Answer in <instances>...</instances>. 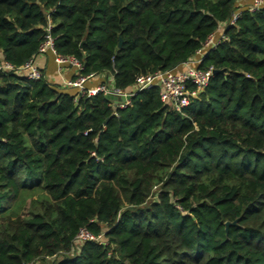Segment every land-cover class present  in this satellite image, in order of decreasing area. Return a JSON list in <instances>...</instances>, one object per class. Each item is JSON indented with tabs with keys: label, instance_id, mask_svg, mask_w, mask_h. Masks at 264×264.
Wrapping results in <instances>:
<instances>
[{
	"label": "trees",
	"instance_id": "16d2710c",
	"mask_svg": "<svg viewBox=\"0 0 264 264\" xmlns=\"http://www.w3.org/2000/svg\"><path fill=\"white\" fill-rule=\"evenodd\" d=\"M244 1L0 0L4 61L50 27L120 89L225 35L200 65L225 71L183 112L159 86L117 107L0 69V264H264V7L229 24Z\"/></svg>",
	"mask_w": 264,
	"mask_h": 264
},
{
	"label": "built area",
	"instance_id": "2783aa9c",
	"mask_svg": "<svg viewBox=\"0 0 264 264\" xmlns=\"http://www.w3.org/2000/svg\"><path fill=\"white\" fill-rule=\"evenodd\" d=\"M244 6L245 8H240L233 13L229 24H234L245 9L256 11L264 7V0H250V2ZM218 33L219 36L217 37H214L215 33L211 35L207 40L205 47L199 50L194 57L166 71L139 75L136 78L134 85L129 89H120L116 87L112 75V83L102 82L97 86L88 87L86 84L88 79L95 77L97 74L90 73L89 75H81L80 71L83 69V65L78 59L73 56L59 54L55 48L54 37L50 33V27L48 28L45 41L40 46L39 53L34 58L23 66L16 68L0 57V69L7 71L16 70L21 72L27 79L39 80L43 77V71L36 59L39 55L50 52L54 55L59 68L67 64L73 65L77 68L79 72L78 77L74 80L65 81V84L69 87L76 88L80 94L92 96L102 92L104 94H114L119 97L122 95H130L133 97L144 89L159 86L161 88V99L166 104L171 105V108L176 111L183 112L185 108L190 106L193 99L197 98L200 93L204 91L211 81L213 69H204L201 68L200 65L203 62L206 52L210 49H216L220 42L225 39L224 27L218 30ZM130 101L131 99H127L126 101L118 102L117 105H115L114 102V105L117 107H125ZM77 240L80 242L95 240L100 243H107L102 235H94L87 227H82L79 230Z\"/></svg>",
	"mask_w": 264,
	"mask_h": 264
},
{
	"label": "crops",
	"instance_id": "0c3cea01",
	"mask_svg": "<svg viewBox=\"0 0 264 264\" xmlns=\"http://www.w3.org/2000/svg\"><path fill=\"white\" fill-rule=\"evenodd\" d=\"M36 61L43 71V76L49 82L59 84L72 93L78 92L76 88L65 84V81L74 80L78 77L79 72L75 66L67 64L59 68L54 55L50 52L39 55ZM102 82L112 83L111 75L108 73L97 74L95 77L88 79L86 84L88 87H94Z\"/></svg>",
	"mask_w": 264,
	"mask_h": 264
},
{
	"label": "water",
	"instance_id": "95a60500",
	"mask_svg": "<svg viewBox=\"0 0 264 264\" xmlns=\"http://www.w3.org/2000/svg\"><path fill=\"white\" fill-rule=\"evenodd\" d=\"M122 44V39H120V45ZM225 69H213V73H218V72H224ZM106 98L110 99V100H113L115 102V105H117L118 102H121V101H126L127 99H131L132 96L130 95H127V96H116L114 94H105ZM236 222H227V226L229 227L230 225L232 224H235Z\"/></svg>",
	"mask_w": 264,
	"mask_h": 264
},
{
	"label": "rangeland",
	"instance_id": "374dc122",
	"mask_svg": "<svg viewBox=\"0 0 264 264\" xmlns=\"http://www.w3.org/2000/svg\"><path fill=\"white\" fill-rule=\"evenodd\" d=\"M249 2H250V0H246V1H244L242 4L247 5ZM215 36H216V37L219 36L218 31L214 34V37H215Z\"/></svg>",
	"mask_w": 264,
	"mask_h": 264
}]
</instances>
